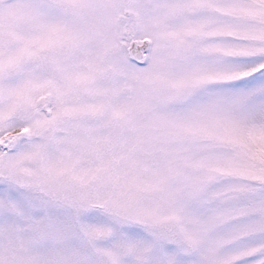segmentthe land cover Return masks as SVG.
Wrapping results in <instances>:
<instances>
[{"label": "snow or ice", "instance_id": "1", "mask_svg": "<svg viewBox=\"0 0 264 264\" xmlns=\"http://www.w3.org/2000/svg\"><path fill=\"white\" fill-rule=\"evenodd\" d=\"M0 264H264V0H0Z\"/></svg>", "mask_w": 264, "mask_h": 264}]
</instances>
